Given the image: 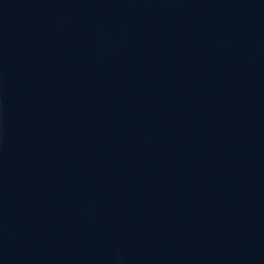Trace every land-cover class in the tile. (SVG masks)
Here are the masks:
<instances>
[{"label":"water","instance_id":"95a60500","mask_svg":"<svg viewBox=\"0 0 264 264\" xmlns=\"http://www.w3.org/2000/svg\"><path fill=\"white\" fill-rule=\"evenodd\" d=\"M0 264H264V0H0Z\"/></svg>","mask_w":264,"mask_h":264}]
</instances>
